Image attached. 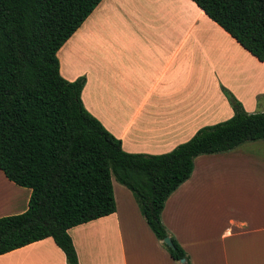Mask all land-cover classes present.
Returning a JSON list of instances; mask_svg holds the SVG:
<instances>
[{"label": "crops", "instance_id": "crops-1", "mask_svg": "<svg viewBox=\"0 0 264 264\" xmlns=\"http://www.w3.org/2000/svg\"><path fill=\"white\" fill-rule=\"evenodd\" d=\"M55 55L61 78L85 79L83 108L127 154L168 153L198 129L230 118L222 88L245 112L264 111V62L190 0H101ZM247 144L195 158L190 177L164 204L161 222L188 264H264V212L245 198L264 196V141ZM222 155L262 178L235 181L231 191L197 185V161ZM111 186L115 211L67 230L77 264H184L154 238L129 191ZM199 186L212 194L192 198L187 217L177 205ZM29 195L0 171V218L23 213ZM0 264L65 259L45 238L0 255Z\"/></svg>", "mask_w": 264, "mask_h": 264}, {"label": "trees", "instance_id": "trees-1", "mask_svg": "<svg viewBox=\"0 0 264 264\" xmlns=\"http://www.w3.org/2000/svg\"><path fill=\"white\" fill-rule=\"evenodd\" d=\"M101 0H0V171L30 190L27 209L0 218V255L50 238L77 264L67 230L115 211L111 178L128 190L169 257L188 264L161 222L167 198L199 156L264 141V111L232 110L159 155L127 154L82 106L85 79L59 75L55 53ZM242 49L264 62V0H190ZM168 238L172 247L162 240Z\"/></svg>", "mask_w": 264, "mask_h": 264}, {"label": "rangeland", "instance_id": "rangeland-1", "mask_svg": "<svg viewBox=\"0 0 264 264\" xmlns=\"http://www.w3.org/2000/svg\"><path fill=\"white\" fill-rule=\"evenodd\" d=\"M225 90L227 92H229L227 89H225ZM229 93L231 94V96H233V94L231 92H229ZM235 100H237V99L235 98ZM260 105L261 104H258V107H257L258 110L263 108ZM231 112H232V110H231ZM247 143H251V142H245L243 144L248 145ZM245 147L249 150L252 149V146H245ZM227 153H229V152H227ZM219 157H223V160H221V159L211 160L210 159L208 161V163H206L204 160L197 161V164L195 166L196 167L195 168L196 173L198 174L197 175V185H204V186L216 185L218 187V191H220L221 189H224L225 191H231L235 186L234 185L235 181L242 180V179H249V178L259 180L262 178L261 174L255 173L253 171L251 174H249L248 172H250L251 170L248 168L246 169V172L243 170L242 167L239 168L237 163L234 162L233 160H231L233 158H231L230 156L222 155ZM111 179H112L111 181H113V183L116 186H118L122 189H125L124 187L118 185L113 180V178H111ZM125 191H128V190H125ZM206 194H212V193L204 190L201 186L197 187V190L195 189V192L192 195H186L184 198H182L179 201V203L177 205L178 206L177 209H179L182 213L186 214L188 217L190 215V203H194L191 199L194 198L195 196H204ZM214 195H221V194L218 193V194H214ZM245 196H246L245 197L246 200H251V203L253 201H255L256 205L254 204V210L256 208V212H258V213L264 212V210H263L264 209V196H262L261 194H257V193L245 194ZM136 207H137V205H136ZM137 211L139 212L138 207H137Z\"/></svg>", "mask_w": 264, "mask_h": 264}, {"label": "water", "instance_id": "water-1", "mask_svg": "<svg viewBox=\"0 0 264 264\" xmlns=\"http://www.w3.org/2000/svg\"><path fill=\"white\" fill-rule=\"evenodd\" d=\"M162 243H163L166 247H168V248H171V247H172L171 242H170V240H169L168 238H164V239L162 240ZM180 263H183V260H180Z\"/></svg>", "mask_w": 264, "mask_h": 264}]
</instances>
